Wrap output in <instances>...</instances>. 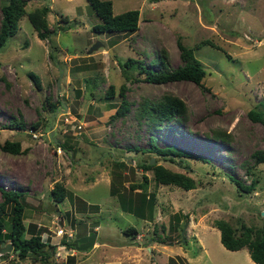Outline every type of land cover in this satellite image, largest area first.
Instances as JSON below:
<instances>
[{
    "label": "rangeland",
    "instance_id": "1",
    "mask_svg": "<svg viewBox=\"0 0 264 264\" xmlns=\"http://www.w3.org/2000/svg\"><path fill=\"white\" fill-rule=\"evenodd\" d=\"M8 1L0 0V27L1 7ZM25 1L16 34L0 50V144L20 141L22 149L17 155L0 149V187L23 192L25 224L35 220L43 240L55 245L56 259L67 264H77L78 256L62 245L69 235H57L65 226L66 231L75 227L71 241L97 227L96 242L105 243L86 250L90 258L111 257L120 252L114 248H125L141 264H252L246 248L231 251L221 244L214 222H229L236 234L245 232L243 226L253 232L264 222V163H254V154L264 152V126L248 116L251 110L264 115V0H111L113 14L139 11L136 32L114 34L94 32L100 21L86 0ZM45 6L51 33L42 40L29 14ZM179 42L201 62L205 89L190 81L136 82V68L126 70L132 77L126 80L118 61L128 57L148 66L164 49L169 69L182 65ZM28 73L38 76L39 85ZM121 84L130 111L110 120ZM110 85L115 94L107 99ZM164 94L184 102L186 117L150 129L147 118L135 116L136 109L142 100ZM13 119L24 122V129L5 128ZM51 134L71 149L54 153ZM152 143L192 157L171 162L147 151ZM147 160L191 177L196 188L156 184L152 171L140 167ZM143 175L149 180L146 194L154 195L153 220L122 211L118 200L119 193L126 200L138 196L139 189L130 188L141 184ZM231 178L254 186L246 191ZM56 181L71 199L51 201ZM57 210L66 213L61 227ZM176 215L181 219L171 230ZM129 226L137 229L135 237L124 233ZM11 259L7 256L6 263L14 264Z\"/></svg>",
    "mask_w": 264,
    "mask_h": 264
},
{
    "label": "trees",
    "instance_id": "2",
    "mask_svg": "<svg viewBox=\"0 0 264 264\" xmlns=\"http://www.w3.org/2000/svg\"><path fill=\"white\" fill-rule=\"evenodd\" d=\"M90 9L94 12L100 23L93 27L94 32L97 33H134L138 30L139 11L137 9H131L120 14H113L111 0H86ZM25 0H9L7 3L2 4L1 10L3 18L0 27V50L4 47L8 39L13 37L18 29V20L25 14L24 6ZM49 11L48 7H42L41 10H37L35 13H30L29 18L32 25L35 27L38 37L45 39L51 32L46 30L44 16ZM69 27H61L60 29L66 30ZM203 44H208V41H203ZM178 47L181 50V59L183 64L177 66L171 70L167 66L166 51L162 49L157 58L152 59L149 62V67L145 66L140 60L128 57L124 62H119L118 65L122 68L126 80L132 79L126 70L137 69V77L133 78V81H144L152 84H165L168 82L176 81H190L198 85L202 89H205L202 84V79L205 76V70L201 65V62L195 57L193 49L186 47L185 45L178 43ZM156 67V69L152 68ZM33 83L39 85V78L34 73H28ZM139 76H143L140 79ZM127 87L125 84L119 86L117 96L120 97V102L117 105L114 116L110 120L116 118H123L130 111V102L126 99ZM115 94L114 86L110 85L105 93L107 99H112ZM113 105V104H112ZM50 108L54 109V104H49ZM112 107V106H111ZM187 108L182 100L178 97L164 94L162 97L155 101L142 100L140 106L136 109V117L140 120L147 118L148 127L158 128L161 124L171 122L174 120L183 119L186 117ZM248 116L253 121H259L264 126V115L251 110ZM5 128L10 129H24V122L20 119L10 121ZM39 122L32 125V128H37ZM221 134V139L224 137ZM214 136H217L215 134ZM57 143L51 140L54 146L61 147L64 150L71 149V146L65 142H60L57 139ZM153 142V140H152ZM0 149L6 153L17 155L22 152L20 141L5 140L0 144ZM157 155L166 156L171 162H175V157H192L191 154L185 152L182 149L175 147L160 148L152 143L149 150ZM199 158H201L199 156ZM255 164L264 163V152H256L254 154ZM150 160L140 164V167L144 170H150L153 173V181L158 185H173L180 187L183 190H190L196 188V182L189 176L182 173L171 171L162 165L149 164ZM205 161V160H204ZM122 165L126 166L124 162ZM121 164H117L120 166ZM130 167V166H129ZM143 182L141 184H134L130 189H139L138 196H131L127 200L119 193L118 200L120 202L121 210L133 214L144 220H153L154 218V195H147L146 189L148 187L149 180L147 176L143 175ZM231 180L240 188L250 191L254 186V181L249 186H243L239 181L231 178ZM19 190V189H17ZM16 189L4 190L0 187L2 200L0 202V247L1 243H10L12 245V252L19 258H28L33 261H40L43 264H47L50 257L55 253V245H51L49 241H44L42 238L41 229L37 228L34 223L25 224L26 211L28 203L23 197L22 191ZM66 186L61 181L54 182L53 188L50 190L51 201L57 203L62 202L68 195ZM9 208V209H8ZM61 216L63 215L60 212ZM7 217V218H6ZM183 217H187L186 215ZM174 221L170 222L169 229L174 230L178 227L180 216H174ZM75 224V223H73ZM75 226V225H74ZM214 227L219 230L220 242L228 250L237 251L246 248L251 260L256 264H264V222L260 229L253 232H249L246 226L242 227L245 232L236 234L233 226L226 221L216 220ZM252 231V228H249ZM91 231V230H90ZM93 232V230H92ZM126 235L135 237L137 229L133 226H129L124 229ZM180 234V233H179ZM63 244L68 248H74L75 243L73 241H67L62 239ZM18 250V252H16ZM57 264H67L63 261Z\"/></svg>",
    "mask_w": 264,
    "mask_h": 264
},
{
    "label": "crops",
    "instance_id": "3",
    "mask_svg": "<svg viewBox=\"0 0 264 264\" xmlns=\"http://www.w3.org/2000/svg\"><path fill=\"white\" fill-rule=\"evenodd\" d=\"M13 155V154H12ZM82 200V199H81ZM83 202V204L84 203H86V204H89L88 202H85L84 200H82ZM39 203V202H38ZM37 203V204H38ZM75 211V210H74ZM76 213H77V211H75ZM32 214H34V212L32 213ZM62 214L64 215V214H66V213H64V211L62 212ZM62 215V216H63ZM60 218H59V224H60V222H61V225H60V227L62 226V225H64V220H63V218H62V216H61V214H59L58 215ZM33 217V215H31V218ZM55 218L57 217V214H55V216H54ZM7 218V217H6ZM47 219H51V217H49V218H47ZM34 220V219H33ZM31 222H33V223H35V220L34 221H31ZM70 223H73V222H70ZM39 225V224H38ZM65 227H67V226H65ZM65 227H62V229H63V233L65 234V235H69V236H72L73 234H74V232H75V227H71V226H69V228H68V231H66L64 228ZM97 227H95V229H96ZM95 229H93L94 231H95ZM92 232V231H91ZM90 231H88V232H86V234L85 235H83V236H86L87 234H89V233H91ZM95 234H96V237L98 238V233H96V232H94ZM57 235H60L61 236V238L63 237V234L61 235V233L59 234V233H57ZM97 238H96V240H97ZM104 243L105 242H102V243H95V245H94V247L93 248H96V247H100L101 245H104ZM114 249H117V251H120L118 254H115V255H112L111 257H108V256H100V257H98V258H90L89 257V252H85V251H78L77 249H73V248H71V249H67V251L66 252H69V254L71 255V256H78V258H77V264H141L142 263V259L140 258V257H138V256H136V254L135 253H131V254H128V252L125 250V248H114ZM10 253H12V252H10ZM10 253H6L5 254V257H4V259H1L0 261L1 262H3L4 264H8V263H6V260H5V258L8 256V258H12L11 260H13L14 262V264H22L21 263V260H24V259H21V258H19L17 255H15L16 256V260H14L15 259V257H13V253L12 254H10ZM205 253V252H204ZM9 254V255H8ZM56 257H58V256H54V255H52L51 257H50V260H49V262L47 263V264H56V263H59V262H61V261H63V262H65L64 261V259H58L59 261L58 262H56ZM25 259H27V258H25ZM18 260H20V261H18ZM247 260L250 262V263H252V264H254L255 262H253L252 260H251V258H250V256H249V254H247ZM56 262V263H55ZM66 263V262H65ZM31 264H43L42 262H40V261H36V262H33V261H31Z\"/></svg>",
    "mask_w": 264,
    "mask_h": 264
},
{
    "label": "water",
    "instance_id": "4",
    "mask_svg": "<svg viewBox=\"0 0 264 264\" xmlns=\"http://www.w3.org/2000/svg\"><path fill=\"white\" fill-rule=\"evenodd\" d=\"M97 48V46H93L92 48H90L91 50H95ZM51 138L53 139V141L55 143H57V139L55 137H53V134H51ZM154 163L153 160H150V165H152ZM59 210L56 211V214L59 215ZM61 225V222L60 224ZM181 235L183 238V230L181 231ZM96 234L94 232H91L89 234H87L86 236L80 237L78 239L74 240L75 246L74 248L77 249L78 251H86L90 248H93L95 243H96ZM184 240V239H183ZM12 252V245L10 243L5 244L4 242L1 243V247H0V260L4 259L5 254L6 253H10ZM16 252H18V250H16Z\"/></svg>",
    "mask_w": 264,
    "mask_h": 264
},
{
    "label": "built area",
    "instance_id": "5",
    "mask_svg": "<svg viewBox=\"0 0 264 264\" xmlns=\"http://www.w3.org/2000/svg\"><path fill=\"white\" fill-rule=\"evenodd\" d=\"M32 136H33V138H36V137H37V134H34V133H33ZM53 152H54V153H59V154H60V153L62 152V149H61V147H56V148H54ZM60 233H61V235L63 234V230H62V229L59 230V234H60ZM58 248H60V249H64L63 246H60V247H58ZM55 255L59 257V254H58V253H56ZM1 264H4V263L1 262Z\"/></svg>",
    "mask_w": 264,
    "mask_h": 264
},
{
    "label": "clouds",
    "instance_id": "6",
    "mask_svg": "<svg viewBox=\"0 0 264 264\" xmlns=\"http://www.w3.org/2000/svg\"><path fill=\"white\" fill-rule=\"evenodd\" d=\"M54 148H55V147H54ZM61 229H62V227H61ZM62 230H63V229H62ZM68 238L71 240L72 237H71V236H68ZM74 240H75V239H74ZM58 247H60V246H58ZM74 249H75V248H74ZM57 253H58V252H57ZM55 254H56V253H54V256H56Z\"/></svg>",
    "mask_w": 264,
    "mask_h": 264
}]
</instances>
